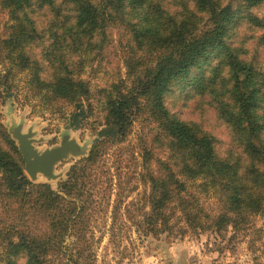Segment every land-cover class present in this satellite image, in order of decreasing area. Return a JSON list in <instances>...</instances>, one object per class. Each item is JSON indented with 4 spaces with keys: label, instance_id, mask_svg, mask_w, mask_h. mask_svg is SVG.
Returning a JSON list of instances; mask_svg holds the SVG:
<instances>
[{
    "label": "trees",
    "instance_id": "obj_1",
    "mask_svg": "<svg viewBox=\"0 0 264 264\" xmlns=\"http://www.w3.org/2000/svg\"><path fill=\"white\" fill-rule=\"evenodd\" d=\"M262 9L264 0H0V108L26 102L25 72L112 134L52 186L28 179L0 125V264H97L93 231L106 216L110 245L132 230L171 242L254 230L264 217ZM213 52L197 94L225 148L165 105L173 82Z\"/></svg>",
    "mask_w": 264,
    "mask_h": 264
},
{
    "label": "rangeland",
    "instance_id": "obj_2",
    "mask_svg": "<svg viewBox=\"0 0 264 264\" xmlns=\"http://www.w3.org/2000/svg\"><path fill=\"white\" fill-rule=\"evenodd\" d=\"M258 13L264 15V9L258 11ZM6 20V17L1 13L0 29ZM242 22L239 18L235 25ZM244 33V28H240L239 34L242 36ZM113 34L116 38L117 31L114 30ZM219 59L220 53L213 52V56L210 55L209 60L203 65L204 68L195 67L194 71L184 81L173 82L170 92L165 96V105L170 113L176 115L182 121L200 122L205 129H209L220 141V148H225V144L228 142L225 129L217 127L211 120L208 123L206 122L209 119L208 114L212 111L206 105L205 97L197 94L203 86V78L206 77L205 69L210 68ZM258 60L264 65V56H261ZM17 79L20 86H30L32 90L28 94L26 102L19 101V98L16 101L9 99L0 108V125L5 128L6 132L5 123L9 121L7 112L10 110L17 120L21 118L25 120L23 132H26L33 125L35 130H39L35 138L48 140L38 146L41 149L57 145L62 132L67 129H69L71 137H75L81 146L86 142L91 143L90 150L101 136L112 135L102 123L95 122V113L89 115L79 110L76 111L68 103L67 98L58 94L54 87L37 85L35 78L25 72H19ZM106 79L107 76L104 73H100L95 77V81L100 84ZM24 93L25 90L19 92L22 97ZM74 114L75 120L72 121L71 118ZM143 128H147V125L136 123L134 131L140 132ZM75 162L77 161L71 160L62 163L58 166L57 173L66 166L71 167ZM128 166L132 167V164H128ZM40 183L45 182L42 179ZM133 184L136 185V179L133 180ZM52 186L56 185L52 184ZM140 192L141 189L139 188L130 194L128 198L124 199V204L135 203ZM114 199L115 197H112L111 201ZM98 221L93 231L95 242H97L95 246L97 264L264 263V217H256L252 220L255 226L254 230L240 232L235 235L229 232L224 239L205 233L198 239L187 238L171 242V240L167 241L164 236L160 240L139 238L132 230L124 235L119 234L116 239L117 243L113 245L108 243V229L111 224L109 216L100 217ZM230 237L233 238L229 239ZM98 240H101L100 243ZM124 255L127 257L126 259H122Z\"/></svg>",
    "mask_w": 264,
    "mask_h": 264
},
{
    "label": "water",
    "instance_id": "obj_3",
    "mask_svg": "<svg viewBox=\"0 0 264 264\" xmlns=\"http://www.w3.org/2000/svg\"><path fill=\"white\" fill-rule=\"evenodd\" d=\"M8 122L5 123L8 134L14 141L23 163L25 174L34 183H40L42 179L46 184L57 185L65 181L71 167H64L57 173V168L64 162L78 161L87 158L90 153L91 143L80 145L75 137H71L69 129L62 132L57 145L41 149L38 146L46 143L44 138L36 139L39 130L31 125L23 132L25 120H17L10 110L7 112ZM70 128V127H69Z\"/></svg>",
    "mask_w": 264,
    "mask_h": 264
}]
</instances>
